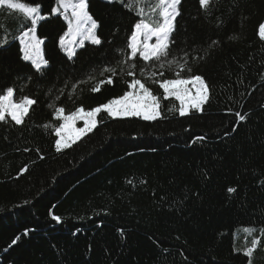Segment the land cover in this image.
Listing matches in <instances>:
<instances>
[{
	"label": "trees",
	"instance_id": "trees-1",
	"mask_svg": "<svg viewBox=\"0 0 264 264\" xmlns=\"http://www.w3.org/2000/svg\"><path fill=\"white\" fill-rule=\"evenodd\" d=\"M21 1L39 5L46 17L36 33L49 64L37 71L22 60L18 40H10L31 22L1 7L0 43H7L0 47V94L13 87L16 100L35 103L21 125L10 117L0 122V264H264L261 234L252 257L244 254L264 229V39L258 32L264 0L177 6L169 58L183 62L187 52L192 71L181 78L206 81L210 100L201 112L181 117L179 102L163 99L148 82L161 97L163 118L105 113L93 132L60 152L55 109H91L128 90L131 78L118 74L91 91L110 75H101L103 69L116 67L129 51L132 25L141 18L136 8L144 7L152 21L149 10L158 0H88L102 43H84L72 59L58 44L67 24L51 12L56 0ZM132 63L142 78L145 63L139 57ZM164 78L177 77L165 71ZM237 112L246 119L238 121Z\"/></svg>",
	"mask_w": 264,
	"mask_h": 264
},
{
	"label": "snow or ice",
	"instance_id": "snow-or-ice-1",
	"mask_svg": "<svg viewBox=\"0 0 264 264\" xmlns=\"http://www.w3.org/2000/svg\"><path fill=\"white\" fill-rule=\"evenodd\" d=\"M105 2L111 4L114 0H105ZM119 2L124 3V0H119ZM142 2L143 0H133V3L137 5ZM180 2L181 0H158L155 7L149 10V15L153 16L152 21H146L144 18V7L136 8V12L141 18L132 25L131 35L128 37L127 43L129 51L124 59L117 62L116 67H105L101 75L105 73H110V75L107 76L106 80L101 79L91 89L93 93L100 91L102 86L111 85L113 78L120 74L131 78L126 81L128 90L90 110H85L83 106H80L74 111L64 114L62 107L56 108L53 113L54 118L63 121L59 127L55 128V135L58 137L55 140L57 152L71 147L82 137L93 132L101 123L99 117L105 113L111 119L141 118L144 121H155L158 118H163L161 97L153 93L148 82L159 86V89L162 90L163 99L174 97L176 101H179V108L176 111L181 117L190 115L192 111L201 112L203 110V106L210 100V90L204 78L200 75H189L187 78H181L183 72L191 73L192 71L189 66V54L187 52L183 54V62L176 56L169 58L175 21L179 15L177 6ZM210 2L211 0H199V5L201 8L207 9ZM57 5L52 9V13L63 16L68 26L67 31L59 36L58 44L69 59L76 55V44L83 46L85 41H90L93 45L102 43L97 35L99 24L88 11V0H57ZM3 6L21 13L25 23L31 22V27L22 31L18 37L22 60L30 62L37 71L42 70V67H47L49 61L44 58L42 51L44 41L36 35L38 21L46 18L40 15V6H30L18 2V0H0V7ZM128 7L131 11L132 5L130 4ZM157 11L159 15L155 17L154 14ZM259 34L264 39V23L259 25ZM153 38L154 43L151 42ZM6 43L7 40L5 39L3 43H0V47ZM117 51L123 54V49ZM137 57L145 63V67L140 68L142 78H137V66L132 63ZM165 71H175L177 78H164ZM89 78L92 79V77ZM192 89L195 91L193 92ZM14 93V88L8 87L3 94H0V122L5 121L6 117H10L16 125H21L35 100L25 96L16 102L13 99ZM236 116L238 121L246 119V115H241L239 112L236 113ZM77 121H83V127H75ZM66 132L68 135H65ZM197 139L202 140L203 137ZM24 171L25 169H21V172ZM227 191L234 193L236 189L230 187ZM53 219L58 222L60 220L59 217L55 216ZM244 231L251 234L255 229L245 228ZM260 231L261 236H264V229ZM260 242V237L253 238L251 247H247L244 254L251 258ZM12 243L15 244L16 240H13ZM249 264H251V259H249Z\"/></svg>",
	"mask_w": 264,
	"mask_h": 264
},
{
	"label": "rangeland",
	"instance_id": "rangeland-1",
	"mask_svg": "<svg viewBox=\"0 0 264 264\" xmlns=\"http://www.w3.org/2000/svg\"><path fill=\"white\" fill-rule=\"evenodd\" d=\"M18 2H22V3H25V2H23V1H21V0H18ZM25 4H28V3H25ZM28 5H30V6H34L33 4H28ZM58 5H57V0L55 1V3H54V5H53V7H52V9L54 8V7H57ZM1 8V7H0ZM8 9V8H7ZM52 12V11H51ZM19 13V12H18ZM53 14V13H52ZM40 15H41V13H40ZM63 17V16H62ZM65 20V19H64ZM262 23H264V20H263V22ZM66 24H67V22H66ZM31 27V26H30ZM29 27V28H30ZM68 27V26H67ZM67 27H66V29L64 30V32L65 31H67ZM64 32L61 34V35H63L64 34ZM258 32H259V29H258ZM14 37L10 40V42L11 41H14L13 39H15V40H18V42H19V39H18V37L20 36V34H21V31H20V29L19 30H16L14 33ZM36 35H37V33H36ZM260 35V34H259ZM38 36V35H37ZM39 37V36H38ZM261 37V36H260ZM40 38V37H39ZM40 39H42V38H40ZM86 42H90V41H85L84 43H86ZM151 42H155L154 41V38H153V40L151 41ZM5 45V44H4ZM19 45H20V43H19ZM76 49L77 48H79V47H81V45H79V44H76ZM42 51H43V45H42ZM43 55H44V53H43ZM45 58V57H44ZM189 87L191 88V85H189ZM192 91L194 92L195 90L194 89H192ZM13 99L16 101V102H19V100L21 99V98H19L18 100H16V98H14L13 97ZM179 102V101H178ZM92 109V108H91ZM85 110H90V109H85ZM61 123H63V121L61 120ZM59 127V126H58ZM75 127H77V128H79V127H83V121H77L76 122V125H75ZM65 135H68V133L66 132L65 133ZM56 139H58V137H56ZM250 230V229H249ZM261 234V232H258V235H256V236H254L253 238H255V237H259V235ZM247 247H251V245L250 246H245L244 247V250L247 248Z\"/></svg>",
	"mask_w": 264,
	"mask_h": 264
}]
</instances>
